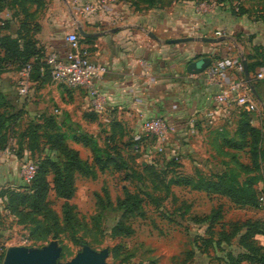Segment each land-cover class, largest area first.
I'll return each instance as SVG.
<instances>
[{
    "label": "rangeland",
    "instance_id": "1",
    "mask_svg": "<svg viewBox=\"0 0 264 264\" xmlns=\"http://www.w3.org/2000/svg\"><path fill=\"white\" fill-rule=\"evenodd\" d=\"M17 1L0 0V24L4 23L0 25V34L17 40L23 50L28 47L37 50L42 63L48 50L39 44L38 37L42 34L41 22L47 1ZM243 2L250 3L249 0ZM251 5L264 13V0ZM46 9L53 10L52 13L56 10L54 5ZM33 40L36 44H32ZM19 64L11 58L4 59V54L0 52V136L7 139L13 158L17 163L29 160L38 165L49 154L50 142L61 135L67 146L77 151L81 160L87 163V167L75 175L74 195L69 201L75 207L76 222L72 225L63 221L62 206L65 201L57 198L53 191L48 193V207L60 221V229L52 231L48 230L52 224L43 223L46 220L41 216L33 217V221L22 219L7 207L8 194L22 192L29 184L18 177L19 164L16 165L14 160L0 163V257L4 259L11 247L40 249L55 243L60 249L57 264L69 262L85 247L97 252L107 250L106 264H194L203 258L208 259L210 264H220V258L216 257L218 248H240L236 238L229 244L218 242L221 225L227 224L225 231L231 232V224L241 225L248 220L257 227L254 245L264 251L259 242L260 225L264 224V201L258 199L254 208H239L224 197H207L203 192L171 183L181 177L196 180L198 176L213 178L223 173L233 176L240 184L248 183L249 178H256V171L247 173L237 165L244 164L251 169L247 151H225L223 132L202 128L201 134L194 132L190 138L181 140L180 145L184 148L180 151H155L157 140L149 141L146 151H134L131 138L127 141L128 146L121 143L119 147H109V154L116 158L117 165L106 163L105 168L100 169L93 165L91 149L73 141V136L89 134L84 129V122L80 123L84 113H75L72 118L55 103H45L39 108L33 94L34 86H29L30 94L19 95ZM47 79L45 76L36 82L43 85ZM101 128L97 141L103 148L105 129ZM261 145L264 147L263 137ZM147 151H151L150 158L145 157ZM171 158L176 159V165H170ZM145 167L153 170L145 172ZM261 175L258 173L260 179ZM257 190L261 194L263 189ZM126 193L141 200V211L128 221L133 229L132 235L114 240L111 231L121 217L118 203ZM214 215L217 221L213 223L192 220L193 217L211 218ZM48 218L51 219V216ZM33 230L41 233L38 240L31 237ZM117 245L121 249L114 254L113 248Z\"/></svg>",
    "mask_w": 264,
    "mask_h": 264
},
{
    "label": "crops",
    "instance_id": "2",
    "mask_svg": "<svg viewBox=\"0 0 264 264\" xmlns=\"http://www.w3.org/2000/svg\"><path fill=\"white\" fill-rule=\"evenodd\" d=\"M46 1L47 6L56 8L53 13L46 9L47 6L44 9L42 34L38 37L39 44L44 45L48 53L63 56L68 50L65 37L70 32H78V26L88 34H98L92 38L81 37V46L88 50L92 62L107 69V74L96 82L104 97L106 112L93 114L84 89L62 87L50 77L43 85L30 82L39 108L45 103H55L72 118L75 113H84L80 123L84 122L85 131L98 140L99 127H102L104 139L112 137L118 147L121 143L128 146L127 141L141 133L142 123L153 117L162 118L175 128L162 143L155 139L157 148L164 147V151H180L184 148L180 145L181 140L190 138L194 132L201 134L202 128L224 134L228 130L227 139H234L239 112L248 113L250 125L259 129L264 138V110L258 101L260 99L264 105V63L255 67L252 73L248 70L256 95L255 111L247 112L235 105L220 106L213 100L233 80H246L242 61L246 62L247 68L255 61L246 60L248 55L256 54V51L264 54V13L251 5L254 2L230 0L223 6H209L199 14L198 0L150 7H137L131 0H115L104 5L100 0ZM74 1L76 5H73ZM83 4L95 5V12L81 14ZM218 32L231 40L218 43L198 40L217 38ZM155 38L159 41H190L165 45ZM201 58L210 59L208 69L199 75H189L186 66ZM236 59L240 67L231 68L230 63ZM213 68H221L225 75L222 80L212 83L207 79V72ZM259 73L263 78H257ZM211 113L213 115L209 117ZM151 139L144 140L145 147L142 143L140 149L146 151ZM225 151L234 152L227 147ZM150 154L151 151H147L145 157ZM9 160L18 164L13 157ZM261 165L257 189L264 188V164ZM218 251L216 257L220 258V264H230V255L236 257L243 252L241 248H218ZM194 264L210 263L203 258Z\"/></svg>",
    "mask_w": 264,
    "mask_h": 264
},
{
    "label": "trees",
    "instance_id": "3",
    "mask_svg": "<svg viewBox=\"0 0 264 264\" xmlns=\"http://www.w3.org/2000/svg\"><path fill=\"white\" fill-rule=\"evenodd\" d=\"M19 3L25 2L24 0H18ZM17 1V2H18ZM132 1V0H131ZM134 4L139 7L142 6H156L170 4L180 0H134ZM207 1V0H198ZM218 4H225L228 0H214ZM252 2L262 0H249ZM133 2V1H132ZM86 40V39H84ZM82 41V40H81ZM32 44H36V40L32 41ZM0 52L4 54V59L11 58L14 62H19V70L25 67L27 64L31 65L30 80L39 81L40 78L49 77L44 61L41 63L38 57V51L34 48L28 47L27 50H23L18 45L17 40L14 38L0 34ZM255 59L254 62L248 64L249 73L254 72L255 67L262 66L264 63V54L258 53L248 55L246 60ZM261 60L262 62H260ZM43 69V71H42ZM253 85L250 78V85ZM222 133V132H219ZM262 133L259 129L250 125V118L248 113L239 112V123L235 130L234 139H227V134L222 133V143L225 147L234 152H248L251 158V164L249 169L247 165L237 164L244 172L256 171V178H249L248 183H239L236 178L229 176L225 173L214 176L213 178L196 177V180L190 177H181L173 180L171 183L174 186H181L191 188L196 192H203L207 197L219 196L226 198L231 204L243 208V207H256L258 199L263 195L264 188L260 192L255 188V184L260 180L258 173H260L261 164H264V149L261 145ZM148 137L141 138L138 141L132 140L134 151H138ZM155 138L149 141L154 142ZM73 141L83 147L90 148L93 154V165L98 166L100 169H104L106 163L117 165L116 158H113L109 154V147L116 145L112 137L108 136L104 139V147L99 145L98 141L89 134H79L73 136ZM52 142V143H51ZM49 146V154L38 162V169L32 182L25 187L22 192H10L6 200L7 207L19 218H28L33 221V217L41 216L44 218L43 223L49 222V229L58 230L59 218L48 207L47 195L50 191L55 193V196L65 203L62 206L63 221L66 225L76 222L75 207L69 203L74 195L75 190V175L84 171L87 167V163L83 162L79 157L77 151L69 148L65 142V138L61 135L55 136ZM8 142L2 135L0 136V148H6ZM116 147V146H115ZM170 165H176V159L171 158ZM145 172L153 170L151 167H145ZM255 177V176H254ZM51 179V181H50ZM260 196V197H259ZM121 211V217L117 224L112 228V239L127 238L132 235L133 229L129 225L128 221L134 214H138L141 210V200L130 193H126L123 200L118 203ZM51 216V219L48 216ZM217 216L214 215L211 218L193 217L192 220L196 223H207L208 221L213 223ZM251 220L243 222L241 225L231 224V232H226L225 228L227 224H222L220 232H218V242L229 244L231 240L237 239L238 246L242 249V253L239 256H229L230 264H240L247 262L248 264H264V251L258 248L253 243V237L256 234V225ZM264 224L260 225V233H262ZM45 231V236H46ZM40 233L33 230L31 237L38 240ZM216 242L217 244H220ZM119 245L113 248V253L117 254L120 251ZM235 259V260H232ZM3 260V256L0 257V264Z\"/></svg>",
    "mask_w": 264,
    "mask_h": 264
},
{
    "label": "built area",
    "instance_id": "4",
    "mask_svg": "<svg viewBox=\"0 0 264 264\" xmlns=\"http://www.w3.org/2000/svg\"><path fill=\"white\" fill-rule=\"evenodd\" d=\"M115 0H100V4L114 3ZM77 2L74 1L73 5ZM218 7L223 4H218L214 0L200 1L197 7V13L201 14L206 11L207 7ZM95 5L83 4L80 8L81 14H91L95 12ZM0 25H4L2 22ZM221 33V32H220ZM219 32L217 36H220ZM65 43L67 45V52L60 56L56 52L48 53L44 64L51 80L58 84L68 88H82L86 91L89 99V108L93 114L103 115L105 110V100L101 92L96 86V82L101 80L106 74V67L92 62L89 58L88 50L81 46V36L78 32H70L65 37ZM231 68L240 67L239 60H233L230 63ZM43 71V69H42ZM30 73L31 65L27 64L20 70V81L18 93L19 95H27L30 85ZM225 72L221 68H213L208 70L207 79L210 82H216L222 80ZM257 78H263V75L259 73ZM214 102L217 105L228 107L235 105L247 112L256 110V101L253 92L251 91V85L246 80L236 79L230 82L224 89L218 92L214 96ZM212 113L209 117H212ZM141 135L134 136V141H138L142 136L148 138H155L160 143L165 141L169 134L175 131L174 126L168 124L164 119L159 117H153L146 119L141 126ZM158 152H164V147H158ZM13 157L10 147L0 150V163L3 160H7ZM150 158V157H149ZM18 171L20 179L30 184L35 177L38 169L37 163L29 160H24L18 163ZM260 202H263V197L259 198ZM259 242L264 247V228L259 235Z\"/></svg>",
    "mask_w": 264,
    "mask_h": 264
},
{
    "label": "water",
    "instance_id": "5",
    "mask_svg": "<svg viewBox=\"0 0 264 264\" xmlns=\"http://www.w3.org/2000/svg\"><path fill=\"white\" fill-rule=\"evenodd\" d=\"M79 35L83 38H92L98 36V34H88L83 31L81 26L77 27ZM157 42H161L165 45H172L177 43H183L190 41V39H175V40H165L159 41L155 38ZM201 42L208 43H218L225 40H231L228 36H219L217 38H198ZM210 65V59L201 58L199 60L193 61L186 66V72L189 75H199L208 69ZM243 72L246 82L250 84L248 68L245 61H242ZM251 91L254 96L255 91L251 86ZM260 102L261 108L264 110V105ZM108 252L107 250H102L100 252L94 251L91 248L85 247L80 253H78L74 258L65 264H106ZM60 256V249L56 247L55 243H51L47 247L40 249H27L24 247H11L8 248L2 264H57V260Z\"/></svg>",
    "mask_w": 264,
    "mask_h": 264
}]
</instances>
